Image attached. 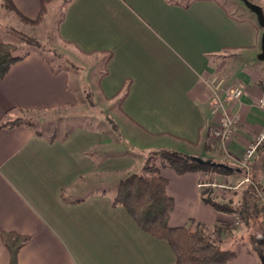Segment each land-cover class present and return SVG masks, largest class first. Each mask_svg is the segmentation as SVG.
I'll use <instances>...</instances> for the list:
<instances>
[{"label": "crops", "instance_id": "crops-1", "mask_svg": "<svg viewBox=\"0 0 264 264\" xmlns=\"http://www.w3.org/2000/svg\"><path fill=\"white\" fill-rule=\"evenodd\" d=\"M11 1L22 16L38 19L42 0ZM53 12L66 57L80 70L57 68L49 57L31 51L0 78V264H175L166 241L145 233L113 203L118 182L163 149L218 161L231 171L179 175L162 169L174 200L169 226L194 220L208 228L226 227L224 241L253 222L252 234L247 231L234 247L238 256L228 264H261L264 213L234 225L235 215L218 212L201 198V189L210 185L219 201L229 199L222 196L228 186H246L240 155L264 125L257 21L234 16L219 0H53L45 21ZM7 37L0 31V44ZM95 61L104 62L96 84L108 110L105 119L55 136L26 124L3 126L19 113L77 107L85 97L73 85L84 70L98 65ZM215 75L225 79L218 113L205 84ZM236 87L244 95L230 100L228 91ZM223 115L240 117L226 142L211 137ZM252 160L251 182L264 189V174ZM110 180L116 186L112 191L105 187Z\"/></svg>", "mask_w": 264, "mask_h": 264}, {"label": "trees", "instance_id": "trees-1", "mask_svg": "<svg viewBox=\"0 0 264 264\" xmlns=\"http://www.w3.org/2000/svg\"><path fill=\"white\" fill-rule=\"evenodd\" d=\"M51 1H41V13L35 21L22 16L11 0H4V7L16 13L20 21L39 25ZM17 52V47L10 42L0 44L1 79L8 74L14 64L23 60L27 55H18ZM22 124L34 126L31 120L26 121L24 116L7 120L3 126L14 128ZM261 147L262 145L259 149ZM163 168H171L179 175L191 172L207 175L231 172L214 161L201 162L178 152L161 150L156 152L138 173L129 174L118 182L114 205L124 207L145 233L166 241L173 250L175 264H228L234 260L238 256V251L225 249L222 246L221 234L226 233L229 228L215 226L210 231V228L194 220H190L189 226L185 227L169 226V217L174 210V200L167 194L168 180L161 175ZM254 183L252 181L248 184L240 205L217 201L213 198V189L210 187L202 189L201 198L216 211L240 215L242 220L248 224L251 218H258L261 213H264V205L258 203L260 196L257 189L259 187ZM230 230L233 229L230 228ZM262 262H264V254L261 255V264Z\"/></svg>", "mask_w": 264, "mask_h": 264}, {"label": "rangeland", "instance_id": "rangeland-1", "mask_svg": "<svg viewBox=\"0 0 264 264\" xmlns=\"http://www.w3.org/2000/svg\"><path fill=\"white\" fill-rule=\"evenodd\" d=\"M179 1L186 2L188 0H179ZM219 1L225 6V8H227L229 13H232L234 16L238 18H245L250 16L252 17V19L257 21L256 16L240 0H219ZM255 4L260 6L264 11V3L257 2ZM15 15L16 13L0 5V31H3L5 35H8L7 42H10L17 47L18 55H24L31 51L32 52L36 51L49 57V59L52 60V62L57 68L66 67L71 70H76V71L80 70L79 67L77 68L74 64L69 63V60L66 57L67 55L69 56V53L63 50L64 46L61 45L58 36L55 33V23L57 22V18H55L57 17L56 12H53L46 21H45L46 17H44L42 23L39 25H31L28 23H24L20 21L17 15L16 16ZM261 31L263 33L262 29ZM257 61H258L257 63L263 65L264 68V64L259 60ZM102 63L104 64V62ZM94 64H98V63L95 61ZM103 64L94 65L93 67L84 70V72H82L80 77L77 78V84L75 83L73 86L77 87L80 92L82 91L83 96L85 97V99L83 97L84 99L83 101H79L77 107H73V109L58 110L48 113L38 112L31 115L29 114L22 115L21 113H19L17 115L24 116L26 121H30L32 118L33 121L31 122L34 124L37 130L52 136L65 134L70 130L77 128L78 126H86L90 128L92 119H96L98 120L97 122H100L102 118L105 119L106 117L102 114L103 111L104 110L108 111L107 109H105V107L101 106L102 101H100L99 99L101 97L99 96V91L96 84V81L100 73L103 71ZM91 72L92 75L90 74ZM91 80H93V83H91ZM129 83L130 82L127 81V86L129 85ZM141 142L143 143V141ZM141 142L139 144H141ZM131 144L134 146L136 142ZM137 148L143 150L145 147L144 145H138ZM256 154L257 157L254 160H252V163L254 164L255 168H258L264 174V144ZM154 155L155 153H151L150 155H147L144 164H146L148 160H150V158ZM137 161L140 163L143 162L142 158L138 156H137ZM144 164L141 167H143ZM130 171L131 172L135 171V173H138L140 171V165L135 166ZM121 176H123V173H121ZM250 183H251V177H249V181L245 179V183H244L246 185L245 187H247L248 184ZM114 185L115 184L113 183V180H110L108 181L107 185H105V187H108L109 188L108 190L112 191L113 188L116 187ZM237 185L238 184H235L233 186L237 190L234 189L233 187L229 188L228 186L227 188L229 189V193L228 194L224 193L222 195V196L227 195L226 198H229L228 200L224 199L225 201H219V199L217 200L214 195L213 198L219 202H228V203L233 202V204L235 205H240V201L242 200L241 192L245 190V187L242 184H240L239 186ZM209 187L213 189L212 185L207 186L205 188H209ZM228 189L225 188V190ZM258 221L259 220H257V222ZM233 223H234V218H233ZM258 223L262 224V222L260 221ZM251 225L253 226V222ZM251 225L249 228L244 224L240 227H237V229L234 230L233 232V236L230 237L229 239L226 238L227 240H224L225 242L223 241V245H224V246L222 245L223 248L236 250L235 248L243 243L242 238L245 237L247 231L251 232L250 229ZM210 231H212V228H210ZM226 245H231L232 247Z\"/></svg>", "mask_w": 264, "mask_h": 264}, {"label": "built area", "instance_id": "built-area-1", "mask_svg": "<svg viewBox=\"0 0 264 264\" xmlns=\"http://www.w3.org/2000/svg\"><path fill=\"white\" fill-rule=\"evenodd\" d=\"M205 84L211 90V102L213 111L215 113L220 112L221 108V94L224 91L225 79L215 75L205 81ZM244 95V89L242 87L232 88L228 91V97L230 100H239ZM259 107L264 111V90L260 91ZM240 122L239 116L223 115L219 122L212 127L211 137L223 142L229 141L236 125ZM264 143V125L260 132L257 133L255 138L249 143L248 147L240 155V162L243 169L247 173V179L249 181V164L253 157L256 155L259 147ZM252 183V182H251ZM261 198V203L264 205V189H257ZM242 218L240 215H235V225H240Z\"/></svg>", "mask_w": 264, "mask_h": 264}, {"label": "water", "instance_id": "water-1", "mask_svg": "<svg viewBox=\"0 0 264 264\" xmlns=\"http://www.w3.org/2000/svg\"><path fill=\"white\" fill-rule=\"evenodd\" d=\"M240 1L256 16L258 24L263 30L261 37V52L258 54L257 59L264 64V11L260 6L256 5L250 0H240ZM195 159L201 162H205L199 158H195ZM262 264H264V262H262Z\"/></svg>", "mask_w": 264, "mask_h": 264}]
</instances>
